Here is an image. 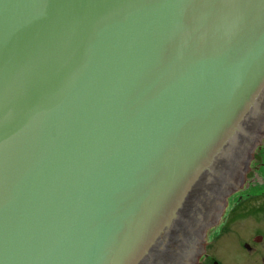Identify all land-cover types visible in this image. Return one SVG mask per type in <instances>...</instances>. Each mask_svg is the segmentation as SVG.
Here are the masks:
<instances>
[{
	"label": "water",
	"instance_id": "1",
	"mask_svg": "<svg viewBox=\"0 0 264 264\" xmlns=\"http://www.w3.org/2000/svg\"><path fill=\"white\" fill-rule=\"evenodd\" d=\"M264 138V0H0V264H198Z\"/></svg>",
	"mask_w": 264,
	"mask_h": 264
},
{
	"label": "flooded vegetation",
	"instance_id": "2",
	"mask_svg": "<svg viewBox=\"0 0 264 264\" xmlns=\"http://www.w3.org/2000/svg\"><path fill=\"white\" fill-rule=\"evenodd\" d=\"M262 141L256 147L258 152H254L241 187L229 197V200L231 197H235L236 202L231 208H229V210L227 208L229 206L227 203V207L223 213V219L207 232L204 251L198 264H221L220 261L222 264L230 263L233 255H235L239 249L236 241H228L227 244L219 248L224 254L220 261L219 258L215 259L208 251L211 249L215 241H218L231 231L233 224L241 221L242 218L250 214L264 212V203L259 207L255 205V203H252L258 200H264V178H262L264 177V142ZM248 230L249 228L244 227L241 232L246 234L248 233ZM259 231L260 232L251 236L249 241H245L242 244L245 252L251 254V256L256 254L259 246L264 244V230L262 229ZM245 236H247V234Z\"/></svg>",
	"mask_w": 264,
	"mask_h": 264
},
{
	"label": "rangeland",
	"instance_id": "3",
	"mask_svg": "<svg viewBox=\"0 0 264 264\" xmlns=\"http://www.w3.org/2000/svg\"><path fill=\"white\" fill-rule=\"evenodd\" d=\"M262 142H264V139ZM254 152L257 153L258 151L256 150ZM235 202H236V198L231 197L230 200L228 201V205H229L227 207L228 210L229 208L232 207V205ZM252 203H255V205L259 207L261 206L262 203H264V200L263 201L258 200ZM222 217L221 219H223ZM244 227L249 228L248 233H246L247 236H245L246 234L241 232L244 229ZM262 229L264 230V212H261V213L257 212L254 214H250L242 218L241 221H238L237 223L233 224V226L231 227V231L228 234H226L224 237L219 239L218 241H215L213 246L208 252L215 259L219 258V261H220L222 260V257L224 256V254H223V251L219 250V248L227 244L228 241L233 240V241H236L239 249H238V252H236L235 255H233L231 262L228 264H264V244L259 246L258 252L252 256L251 254L246 253L242 247L243 242L249 241L251 236L260 232L259 230H262ZM238 232L241 234H239ZM220 263L222 264L221 261Z\"/></svg>",
	"mask_w": 264,
	"mask_h": 264
}]
</instances>
